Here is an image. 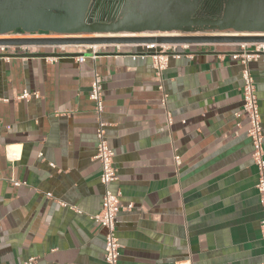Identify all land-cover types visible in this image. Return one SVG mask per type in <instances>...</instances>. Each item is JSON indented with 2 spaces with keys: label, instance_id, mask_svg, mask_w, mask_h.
Wrapping results in <instances>:
<instances>
[{
  "label": "crops",
  "instance_id": "obj_1",
  "mask_svg": "<svg viewBox=\"0 0 264 264\" xmlns=\"http://www.w3.org/2000/svg\"><path fill=\"white\" fill-rule=\"evenodd\" d=\"M237 50L177 47L161 77L141 45L0 52V264H105L104 230L89 218L103 193L96 75L111 188L131 206L115 220L118 264H264ZM25 53L44 56H14ZM249 69L264 151V54Z\"/></svg>",
  "mask_w": 264,
  "mask_h": 264
},
{
  "label": "water",
  "instance_id": "obj_2",
  "mask_svg": "<svg viewBox=\"0 0 264 264\" xmlns=\"http://www.w3.org/2000/svg\"><path fill=\"white\" fill-rule=\"evenodd\" d=\"M93 1L0 0V35L55 36L0 38V47L264 43V0H113L107 12Z\"/></svg>",
  "mask_w": 264,
  "mask_h": 264
},
{
  "label": "built area",
  "instance_id": "obj_3",
  "mask_svg": "<svg viewBox=\"0 0 264 264\" xmlns=\"http://www.w3.org/2000/svg\"><path fill=\"white\" fill-rule=\"evenodd\" d=\"M37 37L44 38L46 35L32 34ZM12 36H30L15 34ZM119 47L120 45H114ZM148 49L155 50L152 54V66L155 74L161 77L162 72L165 70L168 64L170 53H176L177 47L187 49L189 45L186 44H161V45H141ZM238 50L233 54V59L237 60L242 66V87L241 97L242 105L241 112L247 121L246 135L250 140L252 147L251 158L253 164L257 169V185L256 190L258 194V201L262 210V218L260 221V239L264 248V151H263V129L261 125V115L259 110V101L256 96V88L254 81L250 74L249 65L251 62L264 54V43H241L236 44ZM68 46H51V48L59 49L64 52ZM84 48H95L100 46H76ZM36 48L34 46H20V47H0V52H16V49H20L23 52H32ZM95 51L92 53L94 56ZM94 58V57H93ZM85 57L79 56L76 58L77 62H83ZM89 99L94 103L95 113V154L94 159L100 165L99 182L102 186L103 193L101 198V207L97 214L89 216V218L100 225L104 230V251L103 261L105 264H118L120 257V245L115 235V220L117 214L120 211L128 210L131 206L123 207L120 204V193L113 191L111 186L117 180V171L114 167V152L109 148L106 127L107 124L102 120L103 114V97L102 89L98 76L96 75L91 82ZM38 97L37 93L33 94ZM31 94L24 91L19 99L28 100ZM165 98H163V104ZM175 161L178 162V158L175 157ZM26 264H36L34 258L27 260Z\"/></svg>",
  "mask_w": 264,
  "mask_h": 264
},
{
  "label": "flooded vegetation",
  "instance_id": "obj_4",
  "mask_svg": "<svg viewBox=\"0 0 264 264\" xmlns=\"http://www.w3.org/2000/svg\"><path fill=\"white\" fill-rule=\"evenodd\" d=\"M113 2V0H94L93 1V5H94V7H96L97 8V11H103V12H107L108 11V9L110 8V4ZM102 4H104V5H102ZM106 4V5H105ZM102 7V8H101ZM101 8V9H100ZM101 15V14H100ZM12 34H23V32L21 31V32H19V31H17V30H15V31H13V33ZM35 34V33H34ZM38 35H47V33H43V32H38L37 33Z\"/></svg>",
  "mask_w": 264,
  "mask_h": 264
},
{
  "label": "bare ground",
  "instance_id": "obj_5",
  "mask_svg": "<svg viewBox=\"0 0 264 264\" xmlns=\"http://www.w3.org/2000/svg\"><path fill=\"white\" fill-rule=\"evenodd\" d=\"M37 36L35 35H30V36H12V35H0V38H35ZM47 37H55L54 35H50ZM57 37H61V36H57ZM64 37V36H63Z\"/></svg>",
  "mask_w": 264,
  "mask_h": 264
},
{
  "label": "rangeland",
  "instance_id": "obj_6",
  "mask_svg": "<svg viewBox=\"0 0 264 264\" xmlns=\"http://www.w3.org/2000/svg\"><path fill=\"white\" fill-rule=\"evenodd\" d=\"M177 34H171V35H169V34H166V35H164V36H176ZM143 36H146V35H143ZM154 36H161V35H154Z\"/></svg>",
  "mask_w": 264,
  "mask_h": 264
}]
</instances>
